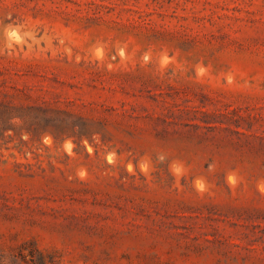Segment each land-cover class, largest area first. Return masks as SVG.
Here are the masks:
<instances>
[{
    "label": "rangeland",
    "instance_id": "374dc122",
    "mask_svg": "<svg viewBox=\"0 0 264 264\" xmlns=\"http://www.w3.org/2000/svg\"><path fill=\"white\" fill-rule=\"evenodd\" d=\"M0 264H264V0H0Z\"/></svg>",
    "mask_w": 264,
    "mask_h": 264
},
{
    "label": "bare ground",
    "instance_id": "6f19581e",
    "mask_svg": "<svg viewBox=\"0 0 264 264\" xmlns=\"http://www.w3.org/2000/svg\"><path fill=\"white\" fill-rule=\"evenodd\" d=\"M261 184V183H260ZM260 188H261V186H260Z\"/></svg>",
    "mask_w": 264,
    "mask_h": 264
}]
</instances>
